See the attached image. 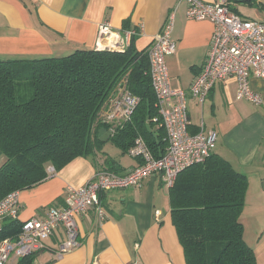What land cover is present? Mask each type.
Returning a JSON list of instances; mask_svg holds the SVG:
<instances>
[{
    "label": "crops",
    "instance_id": "0c3cea01",
    "mask_svg": "<svg viewBox=\"0 0 264 264\" xmlns=\"http://www.w3.org/2000/svg\"><path fill=\"white\" fill-rule=\"evenodd\" d=\"M228 1L235 13L240 10L245 18L264 20V0ZM185 9L184 0H0V56H63L93 49L97 26L104 21L122 32L134 29V47L145 50L173 10L171 39L176 50L165 62L170 86L188 90L205 61L213 24L188 18ZM249 81L263 97L262 104L237 99L234 78L216 81L202 105L188 96V132L194 134L201 124L215 131L213 153L247 177L239 219L257 264H264V79L251 76ZM103 110L104 106L98 117ZM148 127L154 142L165 140L159 124ZM113 133L95 156L73 158L40 183L18 190L20 210L15 221L42 218L50 207L63 206L67 188L82 186L101 166L117 174L135 167L138 159L109 140ZM3 161L0 152V164ZM99 199L103 218L93 208L75 217L79 246L56 258L54 252L65 239L58 225L44 247L31 254L32 264H185L171 223L169 186L161 174L146 177L139 186L100 192ZM17 261L13 258L14 264Z\"/></svg>",
    "mask_w": 264,
    "mask_h": 264
},
{
    "label": "trees",
    "instance_id": "16d2710c",
    "mask_svg": "<svg viewBox=\"0 0 264 264\" xmlns=\"http://www.w3.org/2000/svg\"><path fill=\"white\" fill-rule=\"evenodd\" d=\"M134 32L122 52L81 48L63 56H0V199L43 181L48 165L57 170L100 152L97 132L108 126L98 115L121 81L138 103L109 140L124 153L140 136L155 158L164 153L166 140L154 142L148 127L160 121L152 120L158 114L146 49L136 50ZM247 184L244 174L213 152L177 174L169 186L170 217L185 264H257L239 219ZM19 228L8 222L0 239ZM32 261L28 255L16 264Z\"/></svg>",
    "mask_w": 264,
    "mask_h": 264
},
{
    "label": "built area",
    "instance_id": "2783aa9c",
    "mask_svg": "<svg viewBox=\"0 0 264 264\" xmlns=\"http://www.w3.org/2000/svg\"><path fill=\"white\" fill-rule=\"evenodd\" d=\"M185 14L190 19L209 20L213 31L205 61L193 78L188 90L172 88L169 82L165 57L176 50L171 39L174 11L168 13L161 30L146 48L149 76L154 92L157 116L153 122L163 127L166 147L155 158L142 137L135 138L126 151L138 159V164L125 174H117L101 166L94 175L78 188L69 187L64 205L50 207L42 218L31 217L20 223L15 236L0 239V264H14V259L33 254L44 247V241L61 225L65 239L54 252L56 258L79 246L76 215L93 208L99 217L104 213L99 193L112 189L139 186L153 174H161L166 185L171 186L179 172L203 162L214 151L217 135L201 124L194 134L188 132V96L202 105L209 90L218 80L234 78L236 97L255 105L263 103V97L250 86V77L264 79V20L243 18L235 13L228 0H184ZM134 30L113 29L107 21L97 26L95 50L124 51ZM138 98L118 82L104 104L99 119L114 131L129 121ZM53 167L47 172L52 173ZM20 210L18 191H12L0 199V234L5 220L15 221Z\"/></svg>",
    "mask_w": 264,
    "mask_h": 264
},
{
    "label": "water",
    "instance_id": "95a60500",
    "mask_svg": "<svg viewBox=\"0 0 264 264\" xmlns=\"http://www.w3.org/2000/svg\"><path fill=\"white\" fill-rule=\"evenodd\" d=\"M112 130L106 127H100L97 132V137L100 142H105L107 138L111 135Z\"/></svg>",
    "mask_w": 264,
    "mask_h": 264
},
{
    "label": "rangeland",
    "instance_id": "374dc122",
    "mask_svg": "<svg viewBox=\"0 0 264 264\" xmlns=\"http://www.w3.org/2000/svg\"><path fill=\"white\" fill-rule=\"evenodd\" d=\"M236 12H237V14L240 15L241 17L245 16V15L243 14V12H241L240 10H239V11H236ZM243 18H245V17H243ZM104 144H105L104 142L101 144V148L103 147V148L105 149L107 145H104ZM97 153H99V152L96 151L95 154L92 155V156H95Z\"/></svg>",
    "mask_w": 264,
    "mask_h": 264
}]
</instances>
